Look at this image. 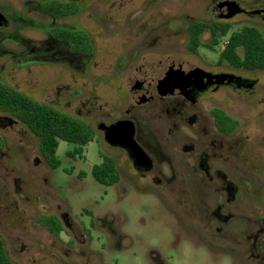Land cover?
<instances>
[{"label": "flooded vegetation", "instance_id": "flooded-vegetation-1", "mask_svg": "<svg viewBox=\"0 0 264 264\" xmlns=\"http://www.w3.org/2000/svg\"><path fill=\"white\" fill-rule=\"evenodd\" d=\"M91 1L26 0L20 3L21 10L0 3V57L19 66L34 62L60 64L73 75H88L90 68L103 75L116 74L121 82L113 92L124 91V99L109 92L108 107L100 113L95 128L74 118L89 124L94 139L97 136L106 146L103 157L115 164L119 180L114 154L123 157L130 176L124 185H147L168 200L169 212L189 240L195 238L198 244L228 258V264H264V212L244 214L253 203L241 198L242 190L237 187L241 185L237 184V138L232 136L239 124L227 132L229 127L221 125L219 119L222 113L237 123L231 112L237 95L257 96L255 89L264 69L237 68L223 55L233 47L230 37L243 29H255L264 36V0H138L136 13L133 10L125 16L126 49L118 60L100 59L94 66L97 31L111 35L115 30L103 22V15L113 12L112 2L102 5L101 15L92 27L82 21ZM133 1L124 0L126 5ZM164 3L171 6L167 8ZM95 26L100 30L94 32ZM24 27L40 30L41 37H19ZM146 30L170 31L174 35L170 38L176 42L167 47L161 43L162 38L157 40V34L146 48V39L141 37ZM17 39L22 41L21 49H1L3 43ZM233 45L235 55L242 56L237 39ZM80 90L70 95H79ZM57 100L35 101L58 110L64 99ZM119 122L131 131L136 157L130 158L125 148L104 140L105 130ZM3 147L4 141L0 150ZM72 150L64 153L68 161L78 157L70 155ZM41 157L47 168L54 170ZM243 185L248 188L250 184ZM84 212L91 215L88 210ZM41 215L56 216L63 237L75 246L69 224L55 214ZM90 217L93 229L97 230L100 221L118 237L104 218ZM77 226L83 232L78 222ZM112 243L109 245L105 236L102 248H111Z\"/></svg>", "mask_w": 264, "mask_h": 264}, {"label": "rangeland", "instance_id": "rangeland-1", "mask_svg": "<svg viewBox=\"0 0 264 264\" xmlns=\"http://www.w3.org/2000/svg\"><path fill=\"white\" fill-rule=\"evenodd\" d=\"M23 1L26 0H0V3L21 10L20 3ZM97 1L90 2L88 13L81 16L82 21L92 27V22L101 15L102 5L112 2L113 12L107 11L103 15V22L115 31L111 35L97 31L95 38L98 48L92 66L98 64L100 59H119L128 44L123 34L125 16H130L133 10L136 13L140 4L138 0L128 5L124 0ZM163 5L167 8L171 6L167 3ZM134 16L137 17V14ZM36 19L42 20L39 17ZM94 28V32L100 30L97 26ZM132 30L129 28L128 32ZM152 31L146 30L141 36L146 39V48L149 39L157 34V40L162 38L161 43L167 47L176 40L171 39L174 35L170 31ZM19 32V37L24 39L36 40L42 35L40 30L26 27ZM17 41L5 42L1 49H21L22 41ZM92 70L89 69L88 75H73L60 64L34 62L19 66L0 57V83L38 101L64 99L59 111L86 121L95 128L100 113L108 107L106 98L109 92L111 95L121 79L116 74L103 75L96 69ZM259 80L255 89L257 96L237 95V101L231 107L232 115L239 122L235 136H232L237 138V184H241L237 187L242 190L240 197L253 203V206L246 207L244 214L264 212V75ZM79 89V95H70L71 92L79 93ZM123 92H113V96L124 99ZM0 137L4 141V147L0 150V236L14 264L230 262L228 258L198 244L195 238L189 240L169 212L168 200L162 199L147 185H124L125 178L130 176L123 157L114 154L121 174L118 184L107 188L95 182L91 169L101 163L105 155L103 151L107 149L97 136L84 147L81 159L76 157L71 161L64 157V153L72 150L73 146L60 141L57 157L61 166L54 170H49L43 161L37 138L14 118L2 113ZM80 172L85 173L82 179L78 178ZM243 183L250 185L246 188ZM85 210L112 224L118 237L111 235L100 221L96 223L97 230L93 229L91 215L85 214ZM44 213L55 214L70 225L75 246L63 235L56 238L37 225V217ZM77 222L83 232L78 229ZM104 235L109 245L113 242L111 248H102ZM237 264H241V261H237Z\"/></svg>", "mask_w": 264, "mask_h": 264}, {"label": "trees", "instance_id": "trees-1", "mask_svg": "<svg viewBox=\"0 0 264 264\" xmlns=\"http://www.w3.org/2000/svg\"><path fill=\"white\" fill-rule=\"evenodd\" d=\"M237 39V48L240 47L243 54L237 56L234 53V41ZM232 49L224 52L225 59L237 68L264 69V36L255 29H243L230 37ZM0 112L5 113L19 121L38 140L39 151L44 160L53 168L60 167L57 158L59 142H65L73 146L70 153L72 157L82 156L83 149L94 139L92 127L72 116L62 113L49 105L37 102L24 93L11 86L0 83ZM221 125L228 128L227 132L238 127L234 122L222 113L219 116ZM3 140L0 137V148ZM91 176L95 182L102 186H113L119 180V173L115 164L103 157L100 164L91 169ZM85 177L80 172L78 178ZM37 223L43 226L53 235L59 237L64 232L61 223L54 215H41ZM0 264H13L6 253L3 240L0 238Z\"/></svg>", "mask_w": 264, "mask_h": 264}, {"label": "water", "instance_id": "water-1", "mask_svg": "<svg viewBox=\"0 0 264 264\" xmlns=\"http://www.w3.org/2000/svg\"><path fill=\"white\" fill-rule=\"evenodd\" d=\"M104 140L110 145L125 148L129 152L130 158L138 155V151L133 145L131 139V131H129L124 122H119L116 125L107 128L105 130Z\"/></svg>", "mask_w": 264, "mask_h": 264}, {"label": "clouds", "instance_id": "clouds-1", "mask_svg": "<svg viewBox=\"0 0 264 264\" xmlns=\"http://www.w3.org/2000/svg\"><path fill=\"white\" fill-rule=\"evenodd\" d=\"M225 264H227V262H225Z\"/></svg>", "mask_w": 264, "mask_h": 264}]
</instances>
